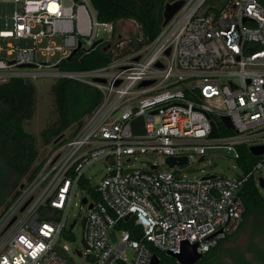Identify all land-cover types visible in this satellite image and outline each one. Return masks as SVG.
Masks as SVG:
<instances>
[{
  "label": "built area",
  "instance_id": "obj_1",
  "mask_svg": "<svg viewBox=\"0 0 264 264\" xmlns=\"http://www.w3.org/2000/svg\"><path fill=\"white\" fill-rule=\"evenodd\" d=\"M2 1L13 9L0 24V82L72 79L97 88L101 100L0 207V264H76L61 240L74 238L77 220L69 214L78 204L87 212L80 219L84 252H75L86 264H150L155 250L179 253L184 242L205 254L238 231L240 189L249 179L264 188V153L248 172L235 162L238 174L190 177L189 165L208 148H224L236 161L239 146L264 144V0H184L152 39L141 30L127 42L116 34L112 59L80 70L60 64L79 43H93L97 25L113 26L97 20L90 0ZM137 116L143 134L132 131ZM212 124L217 136H210ZM148 153L158 163L130 165ZM168 156L187 161L169 166ZM100 160L106 172L95 184L85 172ZM129 220L137 236L117 228Z\"/></svg>",
  "mask_w": 264,
  "mask_h": 264
},
{
  "label": "trees",
  "instance_id": "obj_2",
  "mask_svg": "<svg viewBox=\"0 0 264 264\" xmlns=\"http://www.w3.org/2000/svg\"><path fill=\"white\" fill-rule=\"evenodd\" d=\"M172 1L174 0H90V3L99 22L115 26L121 20H134L139 24L143 37L152 39L162 25L164 4ZM105 44L89 53L78 51L71 59L63 61L60 69L80 70L107 64L113 54L110 48L103 49ZM128 50L129 48L126 49ZM51 91L55 119L42 132L46 142L51 139L55 141L61 135L63 140L65 131L73 125L76 126V131L85 116L101 100V92L97 88L72 79L58 78ZM34 110L35 86L32 81L13 77L0 82V207L24 181L34 176L39 167L36 163V139L25 127ZM238 150L240 155L236 163L243 172H248L260 156L253 155L247 146H239ZM81 183L85 184L83 181ZM94 197H98L97 193H94ZM241 198L245 210L238 231L220 241L194 264H207L211 256L219 252L223 243L240 231L249 230L253 234L264 231V196L253 179L244 183ZM129 221L117 225V228H127L137 236L139 227H133L132 221ZM155 253L160 258V264H179L165 252L155 250ZM262 258L264 259V253Z\"/></svg>",
  "mask_w": 264,
  "mask_h": 264
},
{
  "label": "rangeland",
  "instance_id": "obj_3",
  "mask_svg": "<svg viewBox=\"0 0 264 264\" xmlns=\"http://www.w3.org/2000/svg\"><path fill=\"white\" fill-rule=\"evenodd\" d=\"M217 0H207L206 5H217ZM13 9V4L0 0V24L2 23L3 14L10 12ZM132 20H126V24L117 22L112 30V25H97L95 30V40L102 38L111 42L115 39L116 34L126 36V42L128 39H133L140 34V29ZM113 37V38H112ZM26 43V42H25ZM30 42L28 41V44ZM21 45L24 42L21 41ZM128 45L122 50L128 49ZM130 48V47H129ZM42 71H52L53 68H41ZM57 77L41 76L32 80L35 86V110L32 117L26 121L25 127L31 132L36 139V147L38 150V157L36 163H38L47 151L54 148V142L51 139L49 142L43 140L42 132L52 120L55 119L54 111V98L51 91L52 85L56 82ZM86 117V116H85ZM76 126L73 125L68 128L64 133V139L73 136ZM53 142V143H52ZM52 143V144H51ZM216 160L223 161L226 167L221 166ZM158 163V159L152 154H140L136 155V158H131L130 165L132 167L148 168L151 163ZM235 159L231 154H227L224 148H208L204 160L195 161L190 163L189 167L192 172L188 175L190 177H200L202 175L216 174L221 175L227 172L238 174L240 171L235 167ZM103 161L95 162L89 169L86 170V175L91 177L93 183H98L106 172V167ZM161 168H165L166 165L162 164ZM185 173V170H182ZM261 194L264 196V188L260 189ZM82 193L79 191L75 196L74 201H79ZM86 208L79 207L78 205H72L71 212L69 214L70 220H77V224L73 227L74 238L72 240H61V244H65L69 248V256L76 264H86L85 256H79L75 252L76 249L84 252V247L81 242L82 228L80 219L86 214ZM109 236L112 242H117L119 239L116 230L109 232ZM264 231L257 234L248 231H240L232 238L223 243L219 252L212 255L207 261V264H264L262 258L264 253Z\"/></svg>",
  "mask_w": 264,
  "mask_h": 264
},
{
  "label": "water",
  "instance_id": "obj_4",
  "mask_svg": "<svg viewBox=\"0 0 264 264\" xmlns=\"http://www.w3.org/2000/svg\"><path fill=\"white\" fill-rule=\"evenodd\" d=\"M184 3V0H174L172 2H166L164 4V8H163V22L162 24H165L169 21V19L182 7ZM104 44V40L102 38L96 39L93 41V43L88 47V48H84L81 47V43L78 44L77 48H75L71 55L68 57V60L71 59L79 50H82L84 53H89L92 50H94L95 48L102 46ZM110 47L109 43H106L103 46V49H108ZM21 66H33L30 64H24ZM149 83L148 81L145 82H141L140 85H145ZM223 121L227 126H231V122L228 116H224L223 117ZM131 126H132V131L134 134H143L145 132L144 129V120L142 116H137L135 117L132 121H131ZM210 136H217V132L216 129L214 127V125L212 124V131L210 133ZM63 137V135H61L60 137H58L55 141H53L54 143L59 141L61 138ZM249 151L255 155H261L264 153V144H260V145H251L249 146ZM167 164L169 166H173L175 163L182 165L183 163H185L187 161L186 156H182V157H174V156H168L166 157ZM217 163H219L221 166L225 167L223 161L221 160H216ZM188 171H191V169H188ZM228 175H230V173H226ZM260 185L261 187H264V179L260 178ZM22 186V185H21ZM98 187H96L97 189ZM243 191V189H240V193ZM83 201L85 202V199H83ZM90 207V206H89ZM84 222H85V217H83L82 222H81V226L84 227ZM83 242V240H82ZM196 243H188V242H184L181 248V251L179 253H173L168 251L167 254L171 257H173L177 263L179 264H194L197 261L201 260L203 257L202 253H199L196 250ZM80 254V253H79ZM150 264H160V258L157 255H153L152 256V260Z\"/></svg>",
  "mask_w": 264,
  "mask_h": 264
},
{
  "label": "crops",
  "instance_id": "obj_5",
  "mask_svg": "<svg viewBox=\"0 0 264 264\" xmlns=\"http://www.w3.org/2000/svg\"><path fill=\"white\" fill-rule=\"evenodd\" d=\"M119 22L126 24V20H121Z\"/></svg>",
  "mask_w": 264,
  "mask_h": 264
}]
</instances>
